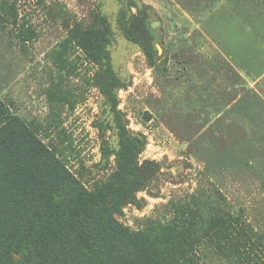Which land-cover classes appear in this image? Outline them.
<instances>
[{
  "label": "rangeland",
  "instance_id": "rangeland-1",
  "mask_svg": "<svg viewBox=\"0 0 264 264\" xmlns=\"http://www.w3.org/2000/svg\"><path fill=\"white\" fill-rule=\"evenodd\" d=\"M144 7L157 65L122 29L132 31ZM106 27L114 68L127 82L118 90L127 134L133 143L146 139L135 160L161 165L134 198L107 199L122 209L116 220L171 264L178 241L198 230L202 194L220 190L225 213L245 208L264 239V0H0V120L20 118L89 191L118 168L114 153L102 157L104 141L119 146L113 130L98 126L111 122L92 83L101 63L82 44ZM154 226L168 229L151 241ZM75 237L56 241L57 250L34 246L23 264H88L73 252L84 244ZM203 240L187 245L195 264L230 263ZM261 255L251 264H264Z\"/></svg>",
  "mask_w": 264,
  "mask_h": 264
},
{
  "label": "trees",
  "instance_id": "trees-1",
  "mask_svg": "<svg viewBox=\"0 0 264 264\" xmlns=\"http://www.w3.org/2000/svg\"><path fill=\"white\" fill-rule=\"evenodd\" d=\"M142 11V19L131 23L132 31L126 25L122 29L157 65L155 35L149 25L151 7ZM112 38L109 27L82 36L88 56L101 63L92 83L104 94V111L111 117L110 123L99 122L98 126L101 131L113 130L118 138V149L108 141L102 144L103 160L107 162L114 153L118 164L110 182L93 191L86 190L20 118L7 115L0 120V264H23L31 259L34 246L39 251L57 250L60 247L56 241H69L73 235L84 242L78 244L80 250L73 252L88 264H163L145 242L116 220L115 215L122 213L119 204L107 202L112 194L117 199L134 198L161 169L157 161L135 160L146 139L137 137L133 143L127 134L125 118L118 107V90L127 82L114 68L109 48ZM201 199L205 210L202 212L201 208L198 230L190 238L178 241L179 255L173 257L171 264H195L185 251L187 245L191 248L198 242L204 244L203 239H210L213 252H222L229 264H241L244 255H249V264L260 259L264 239L242 215L245 208H239L236 214L225 213L222 203L227 198L220 190L214 191L213 196L205 191ZM135 202L141 206L140 200ZM210 210L211 216H204ZM167 229L152 227L149 240L164 235Z\"/></svg>",
  "mask_w": 264,
  "mask_h": 264
}]
</instances>
